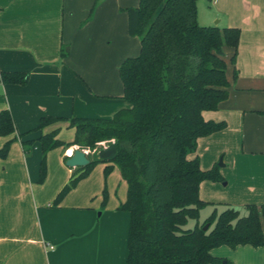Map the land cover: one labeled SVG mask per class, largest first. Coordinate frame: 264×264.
<instances>
[{
  "label": "crops",
  "instance_id": "obj_1",
  "mask_svg": "<svg viewBox=\"0 0 264 264\" xmlns=\"http://www.w3.org/2000/svg\"><path fill=\"white\" fill-rule=\"evenodd\" d=\"M137 3L0 0V111L14 122L12 133L0 135V150L9 144L0 156V264H126L130 215L120 208L127 183L118 167L102 160L83 173L85 166L69 167L66 159L76 148L89 161L94 152L58 145L43 154L40 137L71 142L70 119L129 107L118 70L139 52L125 11ZM196 7L200 25L239 29L237 47L222 49L228 96L203 112L223 127L198 138L189 154L202 170L220 158L224 184L203 180L199 196L224 208L264 205V0H197ZM12 71L28 73L27 82H3L1 72ZM42 117L56 119L38 128ZM211 253L229 264H264V246L222 245Z\"/></svg>",
  "mask_w": 264,
  "mask_h": 264
},
{
  "label": "trees",
  "instance_id": "obj_2",
  "mask_svg": "<svg viewBox=\"0 0 264 264\" xmlns=\"http://www.w3.org/2000/svg\"><path fill=\"white\" fill-rule=\"evenodd\" d=\"M196 2L139 0L126 8L127 32L140 43L138 54L125 58L118 70L129 107L111 117L70 119L75 128L71 142L54 140L52 134L40 137L43 154L58 145H78L97 154L100 143L117 142L112 162L127 183L120 208L130 215L126 264H229L211 250L222 245L264 246V205L245 204L243 214L235 207L213 210L199 221L200 210L210 204L199 196L200 183L223 177L217 165L202 170L199 158L189 154L198 138L223 127L205 120L203 112L215 110L228 96L222 49L237 47L239 29L200 25ZM1 79L23 85L28 73L1 72ZM53 119L42 117L38 128ZM13 131L10 112L0 111V135ZM99 161L97 156L90 160L83 173ZM43 173L42 160L41 177Z\"/></svg>",
  "mask_w": 264,
  "mask_h": 264
},
{
  "label": "water",
  "instance_id": "obj_3",
  "mask_svg": "<svg viewBox=\"0 0 264 264\" xmlns=\"http://www.w3.org/2000/svg\"><path fill=\"white\" fill-rule=\"evenodd\" d=\"M117 155V142L111 141L106 146L101 147L98 152L97 156L99 159L112 161ZM89 163V159L87 158L85 152L79 148H76L72 155L69 156L65 164L69 167H80L86 166ZM208 225H204L203 229L206 230Z\"/></svg>",
  "mask_w": 264,
  "mask_h": 264
},
{
  "label": "rangeland",
  "instance_id": "obj_4",
  "mask_svg": "<svg viewBox=\"0 0 264 264\" xmlns=\"http://www.w3.org/2000/svg\"><path fill=\"white\" fill-rule=\"evenodd\" d=\"M138 2H139V0H138ZM137 5H138V3H137ZM136 5V6H137ZM134 7V6H133ZM94 7H92V9H93ZM134 38H136L137 40L139 39V37L138 36H133ZM118 78H119V74H118ZM120 82H121V80H120ZM101 145H99V146H101V147H103V146H106V142H102V143H100ZM87 151L89 150V149H86ZM90 151V150H89ZM91 152H93V151H91ZM90 154V153H89ZM95 156H97L96 154H95ZM217 165L219 166L220 165V158L218 159V161H217ZM219 183H221V184H224V181H219ZM225 206H223V205H221V203L220 204H218V205H213V204H208V205H206L204 208H202L201 210H200V217H199V221L200 222H202L207 216H209V214L213 211V210H216V212L218 213V212H220V211H222L223 209H225L224 208ZM240 211H241V213L243 214V213H245V209H244V207L243 206H241V207H239L238 208ZM194 224V220H190L189 221V223H188V226H192Z\"/></svg>",
  "mask_w": 264,
  "mask_h": 264
},
{
  "label": "built area",
  "instance_id": "obj_5",
  "mask_svg": "<svg viewBox=\"0 0 264 264\" xmlns=\"http://www.w3.org/2000/svg\"><path fill=\"white\" fill-rule=\"evenodd\" d=\"M50 248H52V246H49Z\"/></svg>",
  "mask_w": 264,
  "mask_h": 264
}]
</instances>
